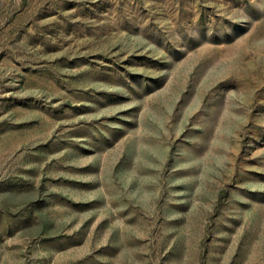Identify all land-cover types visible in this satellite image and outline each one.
<instances>
[{
    "label": "rangeland",
    "instance_id": "obj_1",
    "mask_svg": "<svg viewBox=\"0 0 264 264\" xmlns=\"http://www.w3.org/2000/svg\"><path fill=\"white\" fill-rule=\"evenodd\" d=\"M0 264H264V0H0Z\"/></svg>",
    "mask_w": 264,
    "mask_h": 264
}]
</instances>
